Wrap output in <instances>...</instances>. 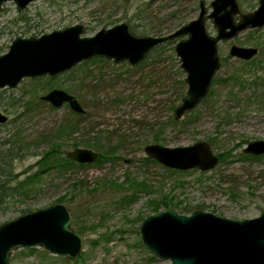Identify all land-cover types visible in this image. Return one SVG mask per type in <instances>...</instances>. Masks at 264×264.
I'll return each mask as SVG.
<instances>
[{"label":"rangeland","instance_id":"1","mask_svg":"<svg viewBox=\"0 0 264 264\" xmlns=\"http://www.w3.org/2000/svg\"><path fill=\"white\" fill-rule=\"evenodd\" d=\"M202 1L211 12L214 0H38L22 13L7 3L0 12V56L17 38L78 25L83 37L122 24L137 38L167 36L196 20ZM237 1L243 14L259 6V0ZM206 28L216 36L211 21ZM178 41L154 49L137 67L96 58L0 91L6 107L0 113L8 118L0 124V141L9 140L17 154L5 165L11 173L6 186L31 182L0 201V226L61 204L83 237V250L73 261L33 247L13 252L9 264H171L143 246L139 228L146 218L170 210L185 216L203 210L233 221L260 216L264 157L245 160L242 154L248 144L264 141V28L219 43L217 82L194 111L175 121L174 110L187 91ZM233 46L258 54L245 62L231 56ZM53 90L80 102L86 114L79 126L67 104L55 109L42 101ZM199 142H208L219 158L210 172L171 170L145 152L149 145L173 149ZM76 149L97 153L99 163L51 168Z\"/></svg>","mask_w":264,"mask_h":264},{"label":"water","instance_id":"2","mask_svg":"<svg viewBox=\"0 0 264 264\" xmlns=\"http://www.w3.org/2000/svg\"><path fill=\"white\" fill-rule=\"evenodd\" d=\"M36 1L0 0V12L5 4L14 3L17 12L22 13ZM210 7L211 12L200 2L196 20L162 37L137 38L122 24L103 29L93 37H83L84 28L78 25L41 37L17 38L9 52L0 56V91L15 90L25 79L53 78L96 58L137 67L158 46L179 40L175 52L187 85L173 114L180 121L208 97L221 69L219 43L264 28V0H259L258 8L248 14L241 12L237 0H214ZM208 21L215 27L216 36L208 34ZM230 54L248 62L257 56L258 50L233 46ZM42 101L55 109L67 104L74 113L86 114L77 98L62 90L51 91ZM7 119L0 113V124ZM145 152L149 159L181 172H210L219 165V158L208 142L173 149L149 145ZM244 153L264 156V141L248 144ZM67 158L85 165L96 163L99 155L88 149H76L67 153ZM71 224L70 211L58 204L0 226V264H9L13 252L33 247L71 261L77 259L83 250V237ZM139 232L143 246L153 257L171 264H264V209L258 218L245 221L229 220L203 210L191 216L170 210L146 218Z\"/></svg>","mask_w":264,"mask_h":264},{"label":"trees","instance_id":"3","mask_svg":"<svg viewBox=\"0 0 264 264\" xmlns=\"http://www.w3.org/2000/svg\"><path fill=\"white\" fill-rule=\"evenodd\" d=\"M30 21V20H27ZM159 48H162L161 46H158L156 48V50H158ZM97 60H94V62H96ZM232 79L238 80L239 78H237L236 76L233 77ZM214 82H217V80H214ZM185 94L182 95V97H184ZM181 97V98H182ZM1 104V103H0ZM0 107H4L6 109L5 106L0 105ZM77 116L78 119H75V123L77 124V126L80 125L81 120L80 119H84L83 115H75ZM83 116V117H82ZM175 120V119H174ZM176 121V120H175ZM3 139V138H2ZM17 157V154L13 152V148H11L10 146V141L9 140H3L2 142L0 141V201L4 198V197H9V196H13L14 193H19L20 190H24L25 187H27V185L29 183H31L30 181H22L20 182L16 188H8L6 186V183L8 181H10L11 179V173L9 171H6L5 165H9L11 164V162ZM243 159H249V160H259L261 158H263L264 156H259V157H254L251 155H246L245 153L242 154ZM100 160V159H99ZM63 164H50L51 168L53 170H55L57 167H59L58 171H60L61 169L64 168H71L72 166H77V164L71 160H69L67 157L63 158ZM99 163V161H98ZM4 164V165H3ZM53 165V166H52ZM4 166V167H3ZM81 166V165H80ZM50 171V170H49ZM197 171V170H196ZM3 174V175H2ZM31 179V178H29Z\"/></svg>","mask_w":264,"mask_h":264}]
</instances>
